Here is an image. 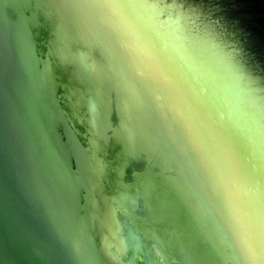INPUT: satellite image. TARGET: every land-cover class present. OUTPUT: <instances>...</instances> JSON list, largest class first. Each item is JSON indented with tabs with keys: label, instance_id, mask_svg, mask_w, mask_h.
<instances>
[{
	"label": "water",
	"instance_id": "1",
	"mask_svg": "<svg viewBox=\"0 0 264 264\" xmlns=\"http://www.w3.org/2000/svg\"><path fill=\"white\" fill-rule=\"evenodd\" d=\"M0 264H264V0H0Z\"/></svg>",
	"mask_w": 264,
	"mask_h": 264
},
{
	"label": "bare ground",
	"instance_id": "2",
	"mask_svg": "<svg viewBox=\"0 0 264 264\" xmlns=\"http://www.w3.org/2000/svg\"><path fill=\"white\" fill-rule=\"evenodd\" d=\"M122 6L123 8H126L124 3L122 4ZM168 66L171 67L172 65L168 64ZM159 68L162 69L161 64L158 65L157 69ZM194 100L198 104L196 105V108H195L196 110H198V114L197 115L195 114V119L193 121H197L198 119H203L204 122H207L208 121L207 117H210V119H212L213 117H220L222 115L221 112L217 111L218 110L217 107H215L213 104H210L209 101L208 102L206 100L201 101L199 97H194ZM181 102L183 103L182 105L185 106L187 102L189 103L190 101L183 102V100H181ZM187 113L188 115H186V119H189L190 113L188 110H186V114Z\"/></svg>",
	"mask_w": 264,
	"mask_h": 264
}]
</instances>
